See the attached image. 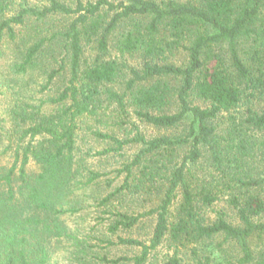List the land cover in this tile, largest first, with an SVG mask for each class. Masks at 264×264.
I'll list each match as a JSON object with an SVG mask.
<instances>
[{
	"label": "trees",
	"instance_id": "trees-1",
	"mask_svg": "<svg viewBox=\"0 0 264 264\" xmlns=\"http://www.w3.org/2000/svg\"><path fill=\"white\" fill-rule=\"evenodd\" d=\"M14 2L0 0V40L21 39L16 73L38 67L41 89L69 75L45 102L15 106L18 141L29 140L0 164V264H52L64 238L78 264H155L163 245L171 254L162 264H264V0ZM56 15L70 20L43 27ZM111 50L139 63L128 68ZM130 115L162 133L117 136ZM83 125L108 143L92 154L100 159L140 145L94 198L109 215L104 234L117 237L103 247L62 218L108 174L77 158ZM31 159L38 172L28 171ZM220 200L226 208L212 209ZM144 218L153 222L147 239L118 235ZM113 244L138 250L99 253Z\"/></svg>",
	"mask_w": 264,
	"mask_h": 264
},
{
	"label": "rangeland",
	"instance_id": "rangeland-1",
	"mask_svg": "<svg viewBox=\"0 0 264 264\" xmlns=\"http://www.w3.org/2000/svg\"><path fill=\"white\" fill-rule=\"evenodd\" d=\"M20 3H28L31 6H37L39 0H15L13 6L15 8L19 7ZM70 20V18L62 16H53L45 21L43 27L50 28L52 30H59L65 26V24ZM17 27L19 31H26L24 27ZM22 43L20 37L16 40H10L6 35L0 40V164L9 165L13 160L12 152L15 148L22 150V146L29 140V137H24L18 141L20 133L15 132L19 130L14 125L15 115L14 112L17 111L15 106L19 101L26 100L30 104H39L48 100L50 96H55L57 91H59L67 81L69 69L64 70L57 78L53 79L49 87L46 89H41V85L45 82V75L41 70L37 68H31L25 73H16V68L14 64L21 60L17 53L20 48H22ZM95 54V51L87 49L85 55L89 58ZM109 55L117 58V61L123 62L129 68L130 66L137 65L138 57L125 55L119 57V55L111 50ZM108 57V54L106 55ZM128 68L125 69V75H128ZM54 108L53 105L44 104L43 109L45 111H50ZM129 122L123 127L116 128V135L119 137H132L135 132L138 131L143 133L146 137H151L162 133L150 125L137 119L135 116H129ZM87 129L83 125L79 130V137L77 138V158H83L86 160V167L99 172L108 173L107 175L101 177L98 183H91L85 188V191L80 190L79 192H85L86 197L82 203V209L79 212L72 214H65L62 218L68 224V226L74 231L78 239H88L93 244H101L102 247L105 246V242L102 239L111 238L116 240V235H106L104 234V223L108 222V214L101 213L100 207L95 206L94 198L103 195L108 189L105 185L107 180L111 179L115 175V169L120 168L123 162L130 161L133 154L138 150L139 144L132 143L121 151L120 153H115L109 155L108 158L95 157L92 154L102 149L108 143L106 141H101L92 136L89 132H85ZM106 130V129H105ZM169 132V131H166ZM41 138L36 137V142ZM10 147L3 152L6 146ZM27 169L30 172H38L39 166L34 160H29L27 163ZM121 178L116 179L114 185L121 181ZM226 208V203L223 200L216 202L212 209ZM209 209L208 216L212 219L215 217V212ZM105 220V221H102ZM101 222V223H99ZM152 219L144 218L138 226L127 230L118 232L121 236H131L139 239H147L151 233L152 229ZM104 234V236H103ZM106 236V237H105ZM53 240L52 242H54ZM71 239H61V247H57L54 242L55 252L53 255L52 264H78L75 260L68 257L69 251L71 250ZM258 242V241H257ZM260 246L264 247V236L260 239ZM108 248L98 249L99 253L107 252L111 257L119 255H132L137 253V248L119 244L107 245ZM97 249V248H96ZM171 254V250H167L166 245L159 246L156 251L150 257V260L155 264H162L164 257Z\"/></svg>",
	"mask_w": 264,
	"mask_h": 264
}]
</instances>
